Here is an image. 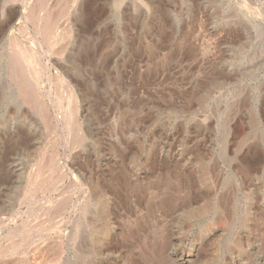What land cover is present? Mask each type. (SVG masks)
Returning a JSON list of instances; mask_svg holds the SVG:
<instances>
[{
	"label": "rangeland",
	"instance_id": "rangeland-1",
	"mask_svg": "<svg viewBox=\"0 0 264 264\" xmlns=\"http://www.w3.org/2000/svg\"><path fill=\"white\" fill-rule=\"evenodd\" d=\"M49 4L69 13L56 25L58 31L53 28L61 37L69 32V37L51 41L58 42L54 46L37 39L43 42V62L53 63L60 46L64 53L56 58L59 68L49 62L47 75L57 79L47 76L44 84L28 86V100L16 86L24 74L18 69L12 73L15 43L32 47V24L24 21L28 5L24 0H0V219L7 220L13 213L9 210H16L22 217L13 218V229L26 223L31 228L36 219L37 224L48 225L34 203L26 215L22 199L25 179L48 147L47 154L65 168V185L73 188L68 206L72 215L81 210L75 197L84 195L81 189L88 188V175L110 182L116 209L122 208L119 212L125 216L124 224L120 222L112 233L111 251H123L130 244L131 252L146 262L165 264L159 259L164 256L161 246L177 229L179 250L186 252L192 242L198 244L196 264H241L238 248L247 264H264V0H49ZM71 92L75 100L68 105ZM54 94L63 101L60 107L52 103ZM42 102L48 107L47 120ZM75 106L81 131L79 141L72 144L74 123L65 115ZM225 124L232 137L224 143ZM180 158L187 160L185 172L194 174V191L183 180L177 192L162 185L156 190L153 182L166 167L156 161L173 165ZM169 190L177 201L193 203L191 215L179 216L176 222L166 205L148 207L150 196ZM84 202L89 207L90 201ZM226 202L235 205L231 220V214L213 207ZM137 213L140 229L133 234L129 224ZM94 240V235L86 237L80 231L76 244L85 256L91 255ZM81 253L72 264H86Z\"/></svg>",
	"mask_w": 264,
	"mask_h": 264
},
{
	"label": "bare ground",
	"instance_id": "bare-ground-1",
	"mask_svg": "<svg viewBox=\"0 0 264 264\" xmlns=\"http://www.w3.org/2000/svg\"><path fill=\"white\" fill-rule=\"evenodd\" d=\"M48 1L49 0H24V2L28 5V10L26 11V15H24V16H26V19H24V21L27 20L32 24L34 38L32 39V47H31V45L22 44L20 42L15 43V52H14L15 54L13 55L14 64H15L13 71H15V72H12V73H13V75H16L17 73H19V71L17 72V69H18V70H21L20 73L22 72L24 74L23 76H25V79L23 81L21 80L22 82L19 85L17 84L16 86L19 87L21 94H23V96L25 98L29 97V93H28L29 91L26 90V89H28L27 88L28 86L32 87L33 84H35L34 87H36V85H39V83H43L44 81L46 82V77L48 76L47 71L49 69V62H50V64L52 63L51 60L50 61L47 60L48 61L47 63L43 62L42 53L40 52L41 51L40 50L41 49V42L45 41L46 44H48L51 41H58L59 42V41L64 40L65 37H67V38L69 37L67 34L69 32L66 33L65 37H61L60 35H58L57 34L58 32L57 33L53 32V31H55V29H56L55 27L59 23V21L62 20V18H64V17H66V19H67L69 13L67 11H63L64 8L60 9V11H56L57 7H54L53 6L54 4L48 5ZM70 1L73 3L76 2V0H70ZM21 5H24V4H21ZM254 9H255V7H254ZM22 10H24V9H22ZM67 10H70L69 7L67 8ZM30 23H28V24H30ZM67 27H69V25ZM53 28H55V29L53 30ZM39 37L42 38V41H37V39ZM57 43L56 42L52 43V45L54 46ZM42 44H43V42H42ZM62 44H64V42ZM52 45H49V47ZM58 46H60V45H58ZM64 46H65V44H64ZM55 50H56V52L53 53L54 56H53V63H52L53 66L52 67L59 68L60 66L57 63L58 61L56 58H59L58 56L62 55L64 53V47L60 46L58 50L57 49H55ZM43 52H45V51H43ZM50 55H52V53ZM76 68H78V67H76ZM9 71H12V70H9ZM49 76H48V78L50 81L51 80L55 81L57 79V78L55 79V77H53V76L51 77V75H49ZM62 82H63V80H62ZM57 84H59V82ZM56 91H57V88H56ZM54 93H55V91H54ZM38 94L40 95L41 93H38ZM45 94H46V92H45ZM71 94H72V92H71ZM58 96L56 97V95H55V100L53 102L49 101V100H51V96H49L50 99L47 98L49 101V104L51 102L55 103V104L58 103L57 104L58 106H56V107H60L62 105L61 104L62 100L61 99L58 100V98H59ZM41 97H42V95H41ZM21 98H23V97H21ZM28 100H29V98H28ZM34 100H35V98H34ZM74 100H75V96L72 94L71 97H69L67 100L68 105L70 102H73ZM42 103H43V105L42 104L41 105L44 108L43 109L41 107V109H43V117H44L43 119L47 120L48 118L45 114H48V107L44 104V102H42ZM31 104H32V101H31ZM78 113H79V111H78L77 107L75 106L74 108H72L71 112H66V115H65L67 122L69 121V123H70V121L72 120L71 122L74 123V125L72 127L74 128L75 133H72V134H74V136L72 138L73 139L72 144H76V142H78L80 139L79 134L81 131V126H80V122L78 121V119L75 118ZM258 116H259V114L257 113V117ZM259 121H261V120H259ZM68 126L66 128H68ZM225 126H226V124H225ZM262 126H264V125H262ZM72 127H71V130H72ZM66 130L68 131V129H66ZM231 137H232L231 128L229 125H227L225 127V131H224V143L226 141L228 142ZM70 140H71V138H70ZM46 148L48 149V147H46ZM46 148L44 149L43 152H41L42 154L39 156V158H37L38 160L36 161L35 165L33 166V169H31V172L28 173V175L25 179L22 199H23V202L26 204V207H25L26 213L25 214L27 215L29 213H32V209H33L32 203H34L35 206H39L41 212H43V214L47 216L48 225L44 224V223L42 225L41 222L39 224H37L40 220L35 218L36 222L34 223V225L32 223L31 228L26 226V224H27L26 223L25 224L26 227L24 225H21L24 227H20V229H13L11 227V224L13 222H15L13 218H17L18 216H21V215L16 210L15 211L9 210L8 213L13 212L9 216L10 219L6 218L7 220H5V221H4V219H0V264H64V262H65V264L66 263L72 264L74 262V257L76 255L78 256V254H77L78 251H80V253H81V249L78 248L77 244H76L77 240L79 239L80 231H82V234L86 237L91 236V234L95 236L93 246L90 247V249L88 251L92 254L85 256L83 253H81V255H80L81 259H83L85 261L84 263H86V264H109L110 262H114V264H127V263H125V259L127 260L128 264L129 263L135 264L134 261H138L139 264H158V261L157 262H151V263L146 262L147 260L140 258L139 254L135 253L134 251L131 252V248L129 247L130 244L128 242L127 243L129 245L126 246L125 250H123V251L122 250L111 251L112 249H110V248H111V244H112L113 234H115L113 232L115 229L118 228V225L120 224V222H121V225L124 224V223H122V221L124 220L123 218L125 216L123 217V215L119 212L122 208L120 210L116 209L115 204L117 202L116 201H115V203L113 202V192H112L113 188H111L109 181H105V179H102L100 181H99V179L93 180L91 178L93 175L91 177H90V175H88V177L85 180L86 181L85 184H86V186H88V188H82L81 189V194H82V192H84L85 196L82 194L83 196H81V197L80 196L78 197V195L75 197L76 202H78L80 207H81V210L79 212L75 213L74 215H72L71 212H69V208H68L69 203H71L73 201V198H74V197H72L73 196V190H72L73 186L71 187L72 189H70L69 186H71V185H69V184L65 185V181L67 179V173H66V171H64L65 168H63L62 164L59 163V161L56 162L55 158H53L52 155L50 156L49 154H47ZM222 151H223L222 154H224L223 149H222ZM45 154H47L49 156L47 157ZM151 155H153V154H151ZM161 158H163V157H161ZM173 163H174L173 165H169V163L166 161L165 162L161 161V160L156 161L157 166H158V164H162V165H166V167L164 168L165 172H163V173L161 172L163 175L162 174L159 175L162 177H160L159 180L157 179L158 181L153 182L156 185L155 189L157 190L158 187L162 185L163 187H166V188H172L175 192L177 190V188H179L178 186L180 185V180H183V182L187 183L186 187H188L189 190L191 189L194 191V174H193V177H191V174L188 172L189 170L187 172H185L186 170H184V167L187 164V160H185V159L181 160V158H180L178 160H175V162L173 161ZM154 165H155V163H154ZM171 166H173V167L169 168ZM147 168H148V166H147ZM156 169H157V167H156ZM85 177H86V175H85ZM103 178H105V177L103 176ZM205 180H206V178L202 179L201 181L205 182ZM69 182L72 183L71 180ZM82 185H84V184H82ZM181 188H183V187L181 186ZM188 188H187V190H188ZM161 189H158V190L161 191ZM76 190H77V188H76ZM180 190H182V189H180ZM159 192L157 191L156 196L153 195V196L149 197V199L151 200V203L148 204L149 205L148 207H150V208L154 207V209H157V208H160V206L162 208L164 205H166L170 209V214L175 215L174 220H176V222L179 219V216H187V215L192 214V211H193V206H192L193 203L192 202H188V203L182 202L181 199H178V201H177V199H176L177 197L173 193H171L170 190H169L170 193H168V192H165V193L160 192L159 193ZM189 195H191V194H189ZM40 196H42L43 198L37 199ZM118 198H119V196H118ZM84 200L90 201L89 207L86 205ZM92 202H94V203H92ZM145 203H147V202H145ZM19 205H21V204H19ZM137 205L139 207H141L143 204L141 205V203L138 202ZM215 206H217L218 211H219V209H221V211H223L222 214H225V215L228 214L227 215L228 217L231 214L232 216H231L230 220L232 218H234L233 217V214L235 213L234 202H230V203L226 202V203H224V205L220 204V208H219L217 203L214 204L213 207L215 208ZM133 208H134V211H135V209L137 211V208L134 207V205H133ZM174 208H175V210H174ZM168 210H167V212L169 213ZM140 211H142V210H140ZM248 211H249V207H247V212ZM130 212H132V211H127L126 214H130ZM157 212H159V211H157ZM243 212H245V211H243ZM8 213H6V214H8ZM67 213L69 214V216H67ZM138 213L135 215L136 221H133L132 222L133 224H129L131 232L132 231L135 232L136 227L138 230L140 229L138 227L137 222H139V220L141 218H139L140 215ZM140 213L142 214V212H140ZM1 215H3V214H1ZM130 215H132V214H130ZM69 218H70V220H68ZM126 219H128V218H126ZM228 219H227V221H228ZM98 220L102 221L103 224L100 225L98 223ZM32 222H33V220H32ZM96 224H99V226H97ZM226 228H229V224L227 225ZM226 228L224 227L223 230H225ZM148 231H149V229H148ZM31 234H32V238L29 239L27 236H30ZM136 234H137V231H136ZM165 234H166V232H165ZM164 238H166V237H164ZM152 239H153V241L151 240L153 242L152 246H154V248L156 249L158 246L156 241H155L156 240V232L153 233ZM123 240L124 239H121L122 242H123ZM235 240L239 246L241 244V241L240 240L237 241V238ZM179 243H180L179 233L176 229V231H174L171 234V236L169 237L168 244L166 243L165 246H161V248H163L162 252H163L164 256H162V257L160 256V258H159L160 261H163V263H165V264H185V263L196 264L198 261L196 258V255L199 252V248L197 249L198 244L197 243L193 244V242H192L190 244L188 250L186 252H184V251L179 250ZM32 245H33V247H32ZM99 246L101 248H98ZM95 247H96V249H95ZM119 247H120V245H119ZM122 247H121V249H122ZM132 247L134 248V246H132ZM25 248H28L26 250V253L24 251ZM123 248H125V247H123ZM241 250H240V248H238V252H240L239 256H238V260L241 264H247L246 262H244L243 256L241 254L242 253ZM27 251H29L28 254H27ZM138 252H140V251H138ZM155 253L157 254V252H155ZM82 254H83V256H82ZM14 257H16L17 259L13 261ZM193 257H194V259H193ZM152 258H154V257H152Z\"/></svg>",
	"mask_w": 264,
	"mask_h": 264
}]
</instances>
